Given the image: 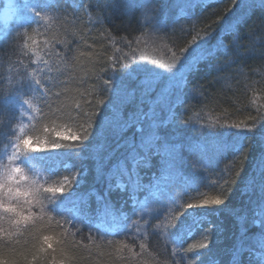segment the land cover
Masks as SVG:
<instances>
[{
  "label": "trees",
  "instance_id": "trees-1",
  "mask_svg": "<svg viewBox=\"0 0 264 264\" xmlns=\"http://www.w3.org/2000/svg\"><path fill=\"white\" fill-rule=\"evenodd\" d=\"M27 1L33 11L20 34L0 36V153L18 131V106L33 100L37 114L24 135L47 150L33 152L32 165L51 178L76 172L77 180L49 205L51 226L0 235V264H249L264 247V0L245 8L239 0L181 8L169 0ZM42 10L54 13L41 19ZM130 47L145 68L182 53L196 58L157 118L152 145L117 167L139 125L130 118L147 104L121 69ZM120 91L133 97L115 134L103 123ZM65 129L91 135L79 148L69 139L60 143L72 147L51 149L54 132ZM170 169L180 199L140 217ZM215 198L227 201L187 208Z\"/></svg>",
  "mask_w": 264,
  "mask_h": 264
},
{
  "label": "rangeland",
  "instance_id": "rangeland-1",
  "mask_svg": "<svg viewBox=\"0 0 264 264\" xmlns=\"http://www.w3.org/2000/svg\"><path fill=\"white\" fill-rule=\"evenodd\" d=\"M196 1L197 0H169V5L181 8ZM253 1L254 0H246L245 6L242 8L250 5ZM32 11L33 9L30 6V2H23L19 10V15L15 26L16 29L21 28L25 23H27V21L30 19V16L32 15ZM4 35H6V32L2 26L0 29V36ZM128 51H131V53H128L127 55L128 60L122 65V68L121 66L120 68L125 74L127 73L126 76H129L134 80L136 88L141 87L147 92V95H145L146 98H143L147 104L146 106H140L135 113L136 115H133V118H130L134 122L138 121L139 125L137 126L131 138H127L123 143V149L128 150V152L127 154L123 155V158L117 167L121 165L123 160H132V158L136 157V155H138V153L142 151V149L145 148L149 142H152L154 136L156 135L155 131L158 126L157 118H159V115L162 112H168L170 107L169 103L171 102L170 97L176 90L175 88L181 83L184 71L187 69V67H189L190 64L193 63L194 59L196 58V55L182 53L180 58L174 59L175 61H171V63L168 65L160 63L163 65L160 66V69L157 68L159 66L155 67L157 69L154 67L145 68L141 62L140 54L137 52L136 48L130 47V50H127V52ZM163 51L150 50L149 54H155L156 56H153L154 59L158 56L159 58L167 60V58L163 56L164 54L162 55ZM173 65H175V67H173ZM152 68H154L156 71ZM149 94H152L151 99H149ZM131 97H133V93L130 94V91L127 93L123 91L118 92V95L115 96L112 102L113 105L110 115L103 123L105 131H110L116 134L125 127L126 124L123 119L125 113H123V109L126 105V101H128ZM18 107L19 119L21 122L17 131V135L19 136L25 134L27 129L26 127L32 122V119L35 118L37 114V106L33 100H25L21 102ZM44 144L45 143L41 142V145L46 147ZM6 146L7 145L2 148L0 158L6 154ZM32 154L33 152L24 154L21 157V164L30 174L41 175V172L35 169L29 159ZM175 163V158H170L169 165L174 166ZM166 174L167 177L165 182L159 185L160 189L156 190L154 197L142 204L141 208L139 209L140 217L156 213L157 211L162 210L166 203H177V201L180 199V189L176 183L177 176H173L171 169L169 172H166ZM104 206L105 201H103V207ZM262 212L264 211H261L258 214V218L264 224V216L260 215ZM257 222L258 219H255V224H257ZM140 227L141 226L138 225V222L134 224V229L137 231H139Z\"/></svg>",
  "mask_w": 264,
  "mask_h": 264
},
{
  "label": "clouds",
  "instance_id": "clouds-1",
  "mask_svg": "<svg viewBox=\"0 0 264 264\" xmlns=\"http://www.w3.org/2000/svg\"><path fill=\"white\" fill-rule=\"evenodd\" d=\"M245 3L246 0H239L237 5L244 7ZM22 4L23 0H0V25L3 26L6 33H10L8 39H11L12 33L20 34L15 26ZM53 13L54 10H42V12H37L36 15L41 19H46ZM54 135L57 139L51 142V149L72 147L62 146L60 143V141L69 139L78 141V146L72 148H79L89 139L91 133L79 138L65 129L55 131ZM45 150L47 149L39 141L33 140L31 136H18L15 131H11L5 149L6 154L0 158V235H3L5 231H20L21 224L31 223L35 226L48 223L51 226V222L57 216L48 210L49 205L54 204L57 198L73 188L77 180L76 172L51 178L30 174L22 166L21 157L24 154ZM226 201L221 200L219 205L224 204ZM34 209H39L40 215H37ZM260 215L264 216V212ZM66 222H71V220L66 219ZM56 226H60L59 220H56ZM30 230L25 228V231ZM44 239L47 242L50 238L44 237ZM260 248V251L250 252L252 259L249 264H264V247L260 246Z\"/></svg>",
  "mask_w": 264,
  "mask_h": 264
},
{
  "label": "snow or ice",
  "instance_id": "snow-or-ice-1",
  "mask_svg": "<svg viewBox=\"0 0 264 264\" xmlns=\"http://www.w3.org/2000/svg\"><path fill=\"white\" fill-rule=\"evenodd\" d=\"M173 67H175V65H173ZM105 83L109 84L110 82L105 81ZM110 87H111V85H110ZM151 145H152V143L149 142V146H151ZM165 152L168 155V154L175 152V149L167 148V149H165ZM220 203H221V199H219V198H215V199H211V200L204 199V200L200 201L199 203H188L187 208L188 209H195V208L203 207L204 205H208V204L219 205ZM180 216L181 215H178L174 218V222L171 225L172 228L175 227ZM201 246L206 247V245H201Z\"/></svg>",
  "mask_w": 264,
  "mask_h": 264
}]
</instances>
